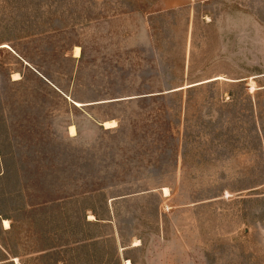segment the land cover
<instances>
[{"label":"rangeland","instance_id":"374dc122","mask_svg":"<svg viewBox=\"0 0 264 264\" xmlns=\"http://www.w3.org/2000/svg\"><path fill=\"white\" fill-rule=\"evenodd\" d=\"M0 259L264 264V0H0Z\"/></svg>","mask_w":264,"mask_h":264},{"label":"bare ground","instance_id":"6f19581e","mask_svg":"<svg viewBox=\"0 0 264 264\" xmlns=\"http://www.w3.org/2000/svg\"><path fill=\"white\" fill-rule=\"evenodd\" d=\"M80 54H81L80 47H76L75 48V56L79 57ZM104 125L107 126V127H114L116 125V122L114 120L113 121H106L104 123ZM69 130H70L71 135H73V136L76 135V127H75V125H71L69 127ZM164 191H165L166 195L169 194V189L168 188H165ZM3 224H4L5 228H9L10 227V221L8 219H4L3 220Z\"/></svg>","mask_w":264,"mask_h":264},{"label":"crops","instance_id":"0c3cea01","mask_svg":"<svg viewBox=\"0 0 264 264\" xmlns=\"http://www.w3.org/2000/svg\"><path fill=\"white\" fill-rule=\"evenodd\" d=\"M104 122L105 121H103V122H101V125L102 126H104ZM105 127V126H104ZM107 129H110V128H107ZM140 246V245H139ZM131 247H138V246H134V244L131 246ZM119 249H121V250H123V251H126V248H124L123 246H121ZM120 250V251H121ZM128 253V252H127ZM128 259L126 258V259H124V261L126 262ZM7 261H6V259H0V264H5Z\"/></svg>","mask_w":264,"mask_h":264},{"label":"water","instance_id":"95a60500","mask_svg":"<svg viewBox=\"0 0 264 264\" xmlns=\"http://www.w3.org/2000/svg\"><path fill=\"white\" fill-rule=\"evenodd\" d=\"M28 65V64H27ZM45 80H47V79H45Z\"/></svg>","mask_w":264,"mask_h":264}]
</instances>
